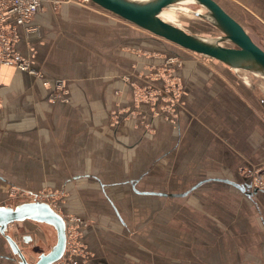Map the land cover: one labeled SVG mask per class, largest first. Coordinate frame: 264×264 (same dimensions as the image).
Wrapping results in <instances>:
<instances>
[{
    "label": "crops",
    "instance_id": "obj_1",
    "mask_svg": "<svg viewBox=\"0 0 264 264\" xmlns=\"http://www.w3.org/2000/svg\"><path fill=\"white\" fill-rule=\"evenodd\" d=\"M216 1L264 44V0ZM30 23L37 30L20 28L15 47L41 75L0 65V199L8 185L32 191L62 186L61 180L62 211L95 222L83 231L94 255L90 263L122 264L100 258V229L128 231L158 209L163 222L167 199L203 185L229 183L248 198L260 192L247 179L214 174L218 165L264 160V113L225 79L229 73L171 50L162 38L96 4L46 5ZM170 56L180 58L172 67L182 84L174 120L162 111L165 101H136L132 85L161 83L152 74ZM54 76L66 80L64 99L52 98V81L41 79ZM116 108L130 113L111 117ZM188 159L193 168H184ZM260 223L264 230L262 216ZM11 253L0 254L6 259L0 264H19ZM254 253L259 259L238 264H264V245Z\"/></svg>",
    "mask_w": 264,
    "mask_h": 264
},
{
    "label": "rangeland",
    "instance_id": "obj_2",
    "mask_svg": "<svg viewBox=\"0 0 264 264\" xmlns=\"http://www.w3.org/2000/svg\"><path fill=\"white\" fill-rule=\"evenodd\" d=\"M68 2L94 4L90 0H72ZM175 4L177 5L167 7L162 11L172 14L169 19L164 20L176 24L188 32L205 37L212 38L220 34V30L209 19L202 16L207 12L204 6L194 1ZM46 5L52 6L49 2ZM45 6L39 11L44 10ZM250 32L252 39L264 47L262 39L259 40L255 31L251 29ZM163 40L171 46V50L188 56H198L210 63L216 70L229 73L230 76L225 77V79L235 87L234 89L240 95L242 94L243 99H246L264 113L262 103L264 101V75L242 68L230 67L215 58L195 53L171 41ZM223 44L231 45L228 41L223 42ZM170 57H172L170 63L163 64L161 68L158 67V71H154L152 74L154 80L160 78L161 83L156 82L149 85L132 82V85L136 101L145 99L146 101L152 100V102L165 101L167 106L163 107L162 111L165 112L168 119L174 120L176 102L181 98L182 84L172 67V65L176 66L180 62V58L177 56ZM58 78L62 79L58 76L41 77L43 81H53ZM62 80L64 87V85L66 86V80ZM52 84L54 86V82ZM52 93H57V98L54 99H58L62 98L60 96L67 94V91L63 93L54 90ZM157 93L158 98L162 99L156 97ZM118 112L129 114L130 109H113L111 117L117 116ZM263 167L264 160H260L258 163L250 161V163H243L238 168H220L218 165L217 172H214L215 175L233 179H247L252 187L260 189V192L249 198L229 183H212L194 189L182 198L167 199L169 212L168 217L163 222H160L161 211L158 209L154 210L153 214L141 215L146 219L137 220L136 226L128 231H122L124 227H117V229L110 231L111 233L107 229H100L99 238L104 245L100 247L102 251L99 255L100 258H103L106 262L108 259L112 262V258L114 260V257H117L122 264H238L243 261L259 259L254 250L264 245V230L260 223V217L264 218V189L255 186L254 182L264 184ZM184 168H193L190 159L186 160ZM67 175H70V173H67ZM57 181L62 186L50 185L32 191H27L18 185H8L4 197L0 199V203L13 206L23 200L48 201L68 224V249H66L65 254L69 251L70 254L76 253L74 258L78 264H96L95 262L90 263L91 258L93 261L94 255L88 251L83 236L84 229L90 224L94 225L95 222L62 211L65 184L61 180ZM169 182L173 183L172 180ZM112 223L116 226L120 225L118 219H113ZM254 224L257 225V228L253 227ZM247 226H249L248 229H246ZM156 229L157 231H155ZM6 232L18 243L29 262L37 260L40 253L47 252L56 242L54 227L44 222L29 219L13 221L8 224ZM110 234L113 235L110 236ZM124 240L126 242H123ZM126 244L132 245V252L129 251L128 253L122 249ZM0 254L12 255L9 244L1 234ZM66 257L51 264H73V262L64 263L63 260ZM4 260L6 259L0 258V262ZM98 264H104V262L98 261ZM112 264L116 263L112 262Z\"/></svg>",
    "mask_w": 264,
    "mask_h": 264
},
{
    "label": "water",
    "instance_id": "obj_3",
    "mask_svg": "<svg viewBox=\"0 0 264 264\" xmlns=\"http://www.w3.org/2000/svg\"><path fill=\"white\" fill-rule=\"evenodd\" d=\"M97 6L112 12L152 35L174 44L215 58L230 67L242 68L264 75V49L257 44L243 27L216 0H190L206 9L202 16L210 20L219 30L215 37H205L186 31L159 16L164 7L185 0H90ZM230 42L225 45L223 42ZM264 106V101L262 102ZM31 219L54 227L56 242L47 251L29 262L18 243L6 233L13 221ZM66 222L64 217L44 200H23L13 206L0 204V233L4 235L13 253L19 257V264H51L61 257L66 245Z\"/></svg>",
    "mask_w": 264,
    "mask_h": 264
},
{
    "label": "built area",
    "instance_id": "obj_4",
    "mask_svg": "<svg viewBox=\"0 0 264 264\" xmlns=\"http://www.w3.org/2000/svg\"><path fill=\"white\" fill-rule=\"evenodd\" d=\"M68 1L72 0H0V65H13L16 68L26 71L30 74L41 75L40 71L32 65L31 60L28 57L20 54V52H18L15 47V43L20 38L19 29L21 28L23 33L26 34L33 33L35 30H37L36 27L30 23L34 13L42 9V7L45 6L47 2L55 7V5L58 3ZM62 81L63 80L59 78L52 81L54 82V87L56 88L55 92L64 93L67 91L65 85L63 87ZM47 82L49 83L50 80H44V83ZM56 96L57 93H52V98H57ZM60 97L64 99L65 95ZM156 97H159L158 93L156 94ZM254 185L258 188L264 189L263 183L254 182ZM67 227L68 224L66 222V245L63 254L57 260L67 256L63 260L64 263L73 262V264H78L74 258L76 253L70 254L69 251L65 254L66 249H68Z\"/></svg>",
    "mask_w": 264,
    "mask_h": 264
},
{
    "label": "bare ground",
    "instance_id": "obj_5",
    "mask_svg": "<svg viewBox=\"0 0 264 264\" xmlns=\"http://www.w3.org/2000/svg\"><path fill=\"white\" fill-rule=\"evenodd\" d=\"M187 1H190V0H185V1L177 2V3H184V2H187ZM191 3H193V2H191ZM174 5H177V4L174 3L173 5H170L168 7H171V6H174ZM165 8H167V7L162 8V10L159 13V16L161 18H163V19H169L172 14H170V12H162Z\"/></svg>",
    "mask_w": 264,
    "mask_h": 264
}]
</instances>
